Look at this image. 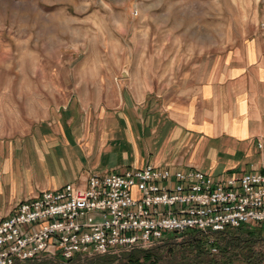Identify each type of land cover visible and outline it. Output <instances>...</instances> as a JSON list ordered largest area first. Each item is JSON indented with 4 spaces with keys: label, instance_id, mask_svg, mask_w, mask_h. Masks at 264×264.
<instances>
[{
    "label": "rangeland",
    "instance_id": "obj_1",
    "mask_svg": "<svg viewBox=\"0 0 264 264\" xmlns=\"http://www.w3.org/2000/svg\"><path fill=\"white\" fill-rule=\"evenodd\" d=\"M263 27L264 0H0V136L25 131L69 92L89 93L83 102L90 114L104 106L118 112L119 87L130 77L136 88H153L145 99L127 101L145 120L152 109L183 102V91ZM207 234L171 233L153 247L158 264H195L190 245L200 236L212 241Z\"/></svg>",
    "mask_w": 264,
    "mask_h": 264
},
{
    "label": "crops",
    "instance_id": "obj_2",
    "mask_svg": "<svg viewBox=\"0 0 264 264\" xmlns=\"http://www.w3.org/2000/svg\"><path fill=\"white\" fill-rule=\"evenodd\" d=\"M125 79L118 112L104 106L90 114L83 102L89 93L69 92L25 131L0 136V219L42 190L84 187L91 173L147 163L211 176L264 170V27L228 49L203 80L178 96L183 102L152 109L145 120L127 101L145 99L153 88L145 85L149 80L134 87L132 77L127 87Z\"/></svg>",
    "mask_w": 264,
    "mask_h": 264
},
{
    "label": "built area",
    "instance_id": "obj_3",
    "mask_svg": "<svg viewBox=\"0 0 264 264\" xmlns=\"http://www.w3.org/2000/svg\"><path fill=\"white\" fill-rule=\"evenodd\" d=\"M246 226L264 232V170L211 176L147 163L91 173L84 187L66 183L16 203L0 219V264L118 260L171 233Z\"/></svg>",
    "mask_w": 264,
    "mask_h": 264
},
{
    "label": "trees",
    "instance_id": "obj_4",
    "mask_svg": "<svg viewBox=\"0 0 264 264\" xmlns=\"http://www.w3.org/2000/svg\"><path fill=\"white\" fill-rule=\"evenodd\" d=\"M241 228V227H240ZM238 231L224 230L211 232L213 240L210 242L207 236L194 238V244L190 245L194 250L195 264H264V232L259 228L240 229ZM238 229V228H237ZM196 231H188L192 233ZM201 233V232H198ZM211 247L217 251L212 252ZM191 250V251H192ZM126 258L128 264H158L160 256L154 248L134 250L124 253L121 258ZM106 259V260H105ZM109 256L101 257L96 262L112 261ZM17 264H37L24 262ZM89 264V263H86Z\"/></svg>",
    "mask_w": 264,
    "mask_h": 264
}]
</instances>
